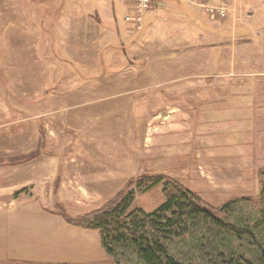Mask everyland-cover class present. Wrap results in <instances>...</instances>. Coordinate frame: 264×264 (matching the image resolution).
Instances as JSON below:
<instances>
[{"label": "rangeland", "instance_id": "374dc122", "mask_svg": "<svg viewBox=\"0 0 264 264\" xmlns=\"http://www.w3.org/2000/svg\"><path fill=\"white\" fill-rule=\"evenodd\" d=\"M81 1L0 0V264H145L126 244L110 256L98 230L80 237L82 225L65 214L82 216L128 192V210L150 212L165 200V180L193 191L221 220L189 218L159 235L170 254L185 264H208L217 250L261 260L264 0H194L199 22L161 21L159 32L179 31L166 54L148 41L143 49L152 20L134 30L126 17L132 0ZM154 1L151 9L179 13V0ZM206 5L225 6L227 15ZM81 8L100 11L115 30L127 22L139 45L135 69L100 64L93 30L82 45ZM145 51H155L147 65ZM228 61L230 90L201 86L200 94L238 99L182 101L179 84L214 78ZM179 107L190 123L181 131Z\"/></svg>", "mask_w": 264, "mask_h": 264}, {"label": "trees", "instance_id": "16d2710c", "mask_svg": "<svg viewBox=\"0 0 264 264\" xmlns=\"http://www.w3.org/2000/svg\"><path fill=\"white\" fill-rule=\"evenodd\" d=\"M156 178L153 184L162 177ZM164 191L165 200L150 212L141 208L128 210L133 197L128 192L76 218L64 213L65 218L69 222L98 229L103 247L110 256H115V245L126 244L136 250L145 264H185L169 253L164 238L159 235L164 237L177 232L189 218L194 217L221 223L220 215L193 191L175 182L165 180ZM208 264H264V257L257 261L217 250Z\"/></svg>", "mask_w": 264, "mask_h": 264}, {"label": "crops", "instance_id": "0c3cea01", "mask_svg": "<svg viewBox=\"0 0 264 264\" xmlns=\"http://www.w3.org/2000/svg\"><path fill=\"white\" fill-rule=\"evenodd\" d=\"M212 2H214V0H211ZM85 4H88V2L86 0L81 1L80 6H84ZM164 5L158 6L155 9H150L145 13V24L147 23L148 19L152 20L150 22L151 27L153 28L152 32L147 33L145 36L140 37V39L142 40V45H144L143 49L145 50V48H148L150 45H148L147 41L151 44V45H156L157 49H160L163 51V53L166 54V49H168L170 46H174L176 44L177 41H175V38H179V31H168V32H159L158 28L161 24L162 20H167L168 18L171 20L173 18H179V21H184V22H192V23H196L197 21H200V14H198V4L194 1V0H179V4H178V8H179V13H164L163 12V7ZM89 8H81L78 9V11L81 13L80 15H78V18L80 19V25H79V29L85 33L83 34V38L85 39L82 43L83 44H88L89 39H92L93 36H90L88 34H90V32L93 30L95 32V40L98 44V42L101 43L103 49L98 50L97 53V59L98 61H100V64L103 62H106L108 60V63H112L115 65H119L122 63H127V65H133L131 68L135 69L136 68V63H140L138 60V58L135 56V49L139 47L138 44L134 43V35L132 36L126 29L127 26V22H125V15L126 13H124V22H125V28H122V30H115L111 24H106L102 21V16H101V12L100 11H96L95 14L91 13L89 10ZM108 13V11L106 12ZM198 29V28H197ZM106 31V32H105ZM154 31V32H153ZM198 31H195V33ZM225 32L224 31H219V33ZM163 34V38L164 41H157L156 42V38L157 35L159 34ZM108 34L110 35L112 40H119L120 43L118 42V44L116 45H108L110 42H112L111 40H108L106 42V40L108 39ZM149 34V35H148ZM148 35V36H147ZM197 37L195 38H199V35H195ZM105 37V38H104ZM148 45V46H147ZM153 48V47H151ZM156 48V47H155ZM110 50V51H108ZM146 55L143 57L142 59V64L143 65H147L149 62V55H154L155 51L153 52H148L145 51ZM103 67V64L101 65ZM222 66H224L223 68H219V72H214L215 77H206V78H199V81H194V80H188L187 83L183 84V86H180L179 84V96H185V98L182 99V101L188 102V101H192L193 103H198L200 101H225L228 100L229 102L231 101H235L236 99H238V96L235 97H230V96H222L219 93H203L200 94L201 90L199 89V87L201 86H208V87H216V86H228L229 90L231 87V78H229V76L232 75L231 70H232V62L228 61V63L226 64L227 68H225V62L222 63ZM146 67V66H144ZM242 70V68H240ZM208 70H211L210 68H208ZM239 74H244L243 72H239ZM202 75H204L202 73ZM210 75V74H208ZM216 78V81H213V79ZM180 80H184L182 78H179V82ZM192 86L194 88L189 89L188 87ZM186 87V88H185ZM188 90V91H187ZM233 98V99H231ZM192 108L196 109L199 108L198 104H194L192 106ZM183 113V114H180ZM188 118L189 114L188 111L186 110H182L179 107V131H181L182 129H187L189 128L190 123L186 124V127L184 126V124L182 123L183 118ZM97 175V174H96ZM83 227V228H82ZM81 231L83 234H80L82 237V235H87V230H98L96 228H88V227H84L81 226L80 227ZM99 231V230H98ZM74 241V240H73ZM81 248L83 249H87L84 245H82V247H77L74 246L70 251H71V255H78L81 254ZM79 251H76L78 250ZM77 262H87V261H83V260H77ZM109 264V263H106Z\"/></svg>", "mask_w": 264, "mask_h": 264}, {"label": "built area", "instance_id": "2783aa9c", "mask_svg": "<svg viewBox=\"0 0 264 264\" xmlns=\"http://www.w3.org/2000/svg\"><path fill=\"white\" fill-rule=\"evenodd\" d=\"M154 2V0H132L130 2V12L126 17L128 21H131L134 30L138 31L143 28L145 23V13L152 8L151 6ZM206 7L208 10L214 11L221 16L227 15V8H225V6L206 5Z\"/></svg>", "mask_w": 264, "mask_h": 264}]
</instances>
